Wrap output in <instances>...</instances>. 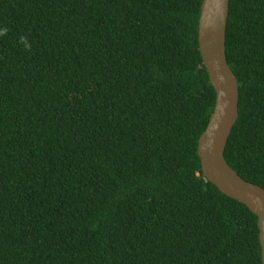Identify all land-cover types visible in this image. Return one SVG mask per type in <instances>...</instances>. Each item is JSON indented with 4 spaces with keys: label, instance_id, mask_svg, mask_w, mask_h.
<instances>
[{
    "label": "trees",
    "instance_id": "obj_1",
    "mask_svg": "<svg viewBox=\"0 0 264 264\" xmlns=\"http://www.w3.org/2000/svg\"><path fill=\"white\" fill-rule=\"evenodd\" d=\"M201 2L0 0V264H261L256 215L197 154ZM225 55L224 156L264 188V0H229Z\"/></svg>",
    "mask_w": 264,
    "mask_h": 264
},
{
    "label": "water",
    "instance_id": "obj_2",
    "mask_svg": "<svg viewBox=\"0 0 264 264\" xmlns=\"http://www.w3.org/2000/svg\"><path fill=\"white\" fill-rule=\"evenodd\" d=\"M229 0H202L197 23L200 56L215 92L205 129L197 140L204 177L220 192L244 204L256 215L261 264H264V188L243 179L227 163L224 149L238 117V82L225 55Z\"/></svg>",
    "mask_w": 264,
    "mask_h": 264
},
{
    "label": "clouds",
    "instance_id": "obj_3",
    "mask_svg": "<svg viewBox=\"0 0 264 264\" xmlns=\"http://www.w3.org/2000/svg\"><path fill=\"white\" fill-rule=\"evenodd\" d=\"M9 29L7 26L0 27V37L7 35ZM18 42L23 46V48L27 51H30L32 48L31 42L28 40L27 36L20 35L18 38Z\"/></svg>",
    "mask_w": 264,
    "mask_h": 264
}]
</instances>
